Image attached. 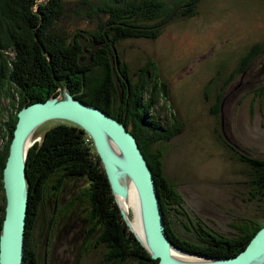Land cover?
Instances as JSON below:
<instances>
[{
	"label": "trees",
	"instance_id": "16d2710c",
	"mask_svg": "<svg viewBox=\"0 0 264 264\" xmlns=\"http://www.w3.org/2000/svg\"><path fill=\"white\" fill-rule=\"evenodd\" d=\"M83 1L89 16L99 12L106 14L99 26L90 30L88 39L93 40L95 47L84 63L87 55L77 37L79 34L69 40L66 34L52 30L55 20L63 13V0H0V189L3 197L0 233L5 206L2 170L17 111L25 104L56 94L57 78L75 97L122 121L135 135L152 168L165 229L176 245L208 256L236 254L264 225V157L237 149L218 132V139L244 165L247 173L242 181H246L247 187L243 200L256 202L262 209L261 218L239 216L232 223L234 232L229 234L200 220L197 224L184 220V228L194 233L196 241L180 237L171 217L174 215L179 221L182 216L189 218L190 215L184 209L176 184L164 171L163 142L179 132L182 123L167 103L168 84L160 76L157 61L147 59L135 70L133 79L130 66L118 49V42L127 37H156L169 17L195 14L199 0H176L171 6L164 0ZM179 6L181 9L177 10ZM114 47L119 54L118 64ZM263 49L264 42L255 43L242 56L235 71H243ZM233 75L230 72L221 88ZM259 89L264 90V82ZM221 105L222 94L219 93L215 95L211 112L218 114ZM166 107L168 112L164 115L161 111ZM163 115L164 121L161 120ZM65 121L45 130L40 140H35L27 149L25 177L29 194L22 264H33L34 248L27 235L36 193L39 189L43 193L54 192L67 176L88 178L87 188L82 193L88 206L87 250L102 247V260L106 264H124L129 260L133 264H157L158 259L150 256L122 217L91 137L79 125ZM40 201L41 198L38 204Z\"/></svg>",
	"mask_w": 264,
	"mask_h": 264
},
{
	"label": "rangeland",
	"instance_id": "374dc122",
	"mask_svg": "<svg viewBox=\"0 0 264 264\" xmlns=\"http://www.w3.org/2000/svg\"><path fill=\"white\" fill-rule=\"evenodd\" d=\"M164 1L171 6L176 0ZM85 4L83 0H63V13L52 27L66 34L69 40L79 34L77 37L87 55L82 63L87 62L95 47L93 40L88 39L90 30L96 29L106 17L103 12L89 16ZM180 9L181 6L177 8ZM196 10L190 16L169 17L154 38L132 36L120 40L118 49L129 64L133 79L135 70L147 59L157 61L160 76L168 84L167 103L182 123L180 131L163 142L164 171L176 184L190 217L229 234L234 232L232 223L239 216L261 218L262 212L256 202L243 200L247 186L242 180L246 169L217 135L224 134L247 154L264 157V90L259 89L264 82V49L243 71H235L242 56L255 43L264 42V0H199ZM230 72L234 75L221 88ZM219 93L222 105L220 112L214 114L211 106ZM161 112L165 115L168 107ZM65 122L61 118L45 120L32 137L40 139L45 130ZM2 201L0 189V205ZM46 208L45 204L43 217L47 216ZM86 210L87 207L84 215ZM128 216L132 225L136 219L140 223L133 207ZM43 217L39 219L35 235L43 230ZM182 217L177 221L172 215L175 229L179 235L188 232L183 239L196 241L192 231H181L182 223L187 220L185 215ZM87 223L74 218L59 221V233L49 240L54 247L52 253L62 258L59 264H106L102 260V247L79 256L77 250ZM124 264H133V261Z\"/></svg>",
	"mask_w": 264,
	"mask_h": 264
},
{
	"label": "water",
	"instance_id": "95a60500",
	"mask_svg": "<svg viewBox=\"0 0 264 264\" xmlns=\"http://www.w3.org/2000/svg\"><path fill=\"white\" fill-rule=\"evenodd\" d=\"M47 57L50 58L48 54ZM114 57L118 64L119 54L116 47ZM56 82L58 93L44 100L25 104L17 111V120L2 170L5 206L0 233V264H22L29 194L25 177L26 154L28 147L37 140L32 137L35 129L51 118L71 121L89 134L122 217L150 256L158 259L157 264H264V225L253 234L245 247L234 255L208 256L176 245L165 229L152 168L135 135L122 121L98 106L75 97L57 78ZM224 137L237 147L225 135ZM27 140H30V143L26 145ZM110 142L115 144L117 151L112 149ZM120 174L126 175L134 186L144 239L132 229L127 211L117 201L118 194H126V189L119 179ZM173 249L185 257L194 258L186 257V261H180L172 255Z\"/></svg>",
	"mask_w": 264,
	"mask_h": 264
},
{
	"label": "flooded vegetation",
	"instance_id": "af4514ba",
	"mask_svg": "<svg viewBox=\"0 0 264 264\" xmlns=\"http://www.w3.org/2000/svg\"><path fill=\"white\" fill-rule=\"evenodd\" d=\"M87 184L88 178L85 176H67L59 189L55 190L54 192L43 193L41 189H39V191L36 193L37 196L35 197L32 210V222L27 235V240L29 241V243L33 244L34 248L33 264H59V261L61 262L62 258L60 254L57 253L56 255H54L52 253L54 247L52 246V244H50L49 240H51L52 237L55 236V234L57 235V233H59V230L57 228L59 221L62 222L63 220H69L72 218L79 219L81 221H88L87 210L85 215L83 213L86 207L88 209V206L82 196V193L87 188ZM40 198L41 201L38 204ZM45 204L47 205V216L43 217L42 210ZM40 217H43V230L38 231L37 235H35V229L38 225ZM188 221L194 223L196 222V224L198 223V220L195 221V219H191V217L187 218L186 222L188 223ZM203 223L205 222L203 221ZM86 228L87 226L85 227L84 237L81 240V243L77 250L78 253H80V258L84 255L85 252L92 250H87V248L85 247ZM184 229L186 228H181V231H183ZM187 234L188 232L179 235L178 232V235L182 238L186 237ZM65 252L66 250L64 251V253ZM79 256H77L76 258H78Z\"/></svg>",
	"mask_w": 264,
	"mask_h": 264
},
{
	"label": "bare ground",
	"instance_id": "6f19581e",
	"mask_svg": "<svg viewBox=\"0 0 264 264\" xmlns=\"http://www.w3.org/2000/svg\"><path fill=\"white\" fill-rule=\"evenodd\" d=\"M34 133V132H33ZM30 140H27V144H29ZM111 143V147L114 151H117L116 149V146L114 143L110 142ZM119 179L122 183V185L125 187L126 189V194L125 195H119V197H117L118 201L121 202L123 208L125 211H127V215L129 214V210L133 207L134 209H136V212H137V217H138V221L140 222V217H139V214H138V211H137V207H136V193H135V189H134V186L131 182V180L124 174H120L119 176ZM120 204V205H121ZM121 206V207H122ZM129 218V216H128ZM130 220V218H129ZM137 222V219L136 221L134 222L133 221V225H134V228H133V225H132V222H130V226L132 227V229H136V231L139 233L140 237L144 239V235H143V231H142V227L140 225V223H136ZM172 255L180 260V261H186L187 259H185V255L183 256V254L179 253L178 251H176L175 249L172 250ZM191 259H193L194 257H190V256H187ZM190 259V260H191Z\"/></svg>",
	"mask_w": 264,
	"mask_h": 264
},
{
	"label": "clouds",
	"instance_id": "9594fccd",
	"mask_svg": "<svg viewBox=\"0 0 264 264\" xmlns=\"http://www.w3.org/2000/svg\"><path fill=\"white\" fill-rule=\"evenodd\" d=\"M37 140H40V139H37Z\"/></svg>",
	"mask_w": 264,
	"mask_h": 264
},
{
	"label": "built area",
	"instance_id": "2783aa9c",
	"mask_svg": "<svg viewBox=\"0 0 264 264\" xmlns=\"http://www.w3.org/2000/svg\"><path fill=\"white\" fill-rule=\"evenodd\" d=\"M86 140V139H85Z\"/></svg>",
	"mask_w": 264,
	"mask_h": 264
}]
</instances>
